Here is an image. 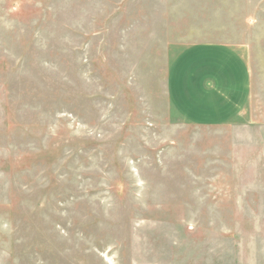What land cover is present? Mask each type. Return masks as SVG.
Here are the masks:
<instances>
[{
    "label": "rangeland",
    "instance_id": "1",
    "mask_svg": "<svg viewBox=\"0 0 264 264\" xmlns=\"http://www.w3.org/2000/svg\"><path fill=\"white\" fill-rule=\"evenodd\" d=\"M251 5L0 0V264H264V130L166 122L167 44Z\"/></svg>",
    "mask_w": 264,
    "mask_h": 264
},
{
    "label": "crops",
    "instance_id": "2",
    "mask_svg": "<svg viewBox=\"0 0 264 264\" xmlns=\"http://www.w3.org/2000/svg\"><path fill=\"white\" fill-rule=\"evenodd\" d=\"M249 8L240 14L241 30L212 39L203 32L196 40L166 46V122L229 130L232 159L249 152L255 131L264 130L258 128L264 126V32L255 31L253 5ZM183 132L188 135V129ZM236 164L241 166L237 159Z\"/></svg>",
    "mask_w": 264,
    "mask_h": 264
}]
</instances>
